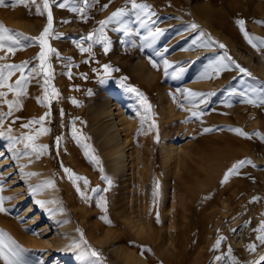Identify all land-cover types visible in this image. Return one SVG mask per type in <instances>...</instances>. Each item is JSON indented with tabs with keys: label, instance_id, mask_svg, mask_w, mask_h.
Returning <instances> with one entry per match:
<instances>
[{
	"label": "rangeland",
	"instance_id": "rangeland-1",
	"mask_svg": "<svg viewBox=\"0 0 264 264\" xmlns=\"http://www.w3.org/2000/svg\"><path fill=\"white\" fill-rule=\"evenodd\" d=\"M40 2L42 6V0ZM59 2L62 0H57V3ZM137 2L151 5L156 13V16L152 17L155 24L151 27L161 29L162 35L151 47H144L143 37L147 35V28L140 27L138 22L132 20L129 24L130 30L125 35L113 31V28L119 25L112 24L105 32L112 42L110 51L104 54L102 46L97 44L93 47L94 55L90 56L88 53H81L74 41L92 32L99 26V21L105 20L112 12L125 6L126 0H95L94 4L85 8L88 13L86 20L81 19V13L70 11L71 5L69 8L61 9L49 0L54 32L63 34L61 39H50L49 42L59 51L61 57L71 59H58L55 55L50 59L54 70L51 85L58 89L60 96L52 101L51 117L44 124L51 131L35 141L37 144L48 145V152L39 159L33 155L13 160L9 151V141L0 139V152L3 153L0 155V186L3 188L0 196L6 198L3 207L9 210L7 213H0V230L28 250L25 256L33 264L40 260H43L44 264H94L95 258L81 259L77 254L78 250L52 252L50 247L40 242L41 232L36 229L39 228V222L30 223V213H25L22 207L23 204L26 206L32 204L34 197L39 198V194H32L30 189H27L32 183L29 179H24V175L28 166L40 167L48 170L50 176L56 179L58 204L60 206L62 204L65 209L62 215L73 220L75 231L77 228L83 231L87 244L100 253L101 264H131L126 260L124 249L127 246L145 264H229L227 258L229 247L240 264L255 260L257 255L264 251V245L259 244L256 239L258 233L254 231L261 221H264V142L255 136L251 139L243 138L230 129L240 128L246 133L259 131L264 134V106L254 107L241 103L238 95L229 98L228 93L233 90L239 92L247 85L254 87L264 85V69L261 68L264 66V48L260 51L253 48L245 40L236 23L237 20H244L246 31L264 39V24L256 22L264 21L257 8L258 5L264 4V0H137ZM105 4L108 5L106 9L103 8ZM76 5L85 7L82 0H76ZM203 6L213 10L210 17L203 16L206 14ZM128 7L130 8V4ZM0 23L27 36H38L47 24V13L42 16L35 15L34 5L31 7V14L29 9L23 6L0 7ZM193 23L198 25V28L195 31L186 30ZM212 26L219 34L211 31ZM199 32L225 45V48L213 46L183 50L188 48L192 38ZM84 46L87 47V43ZM165 48L169 51L164 58L185 68V72L178 79L165 78L163 65L157 69L149 62V57L161 60V57L155 56V52H163ZM39 51L38 45L18 49L15 55L9 54L7 59L0 60V64L31 61L30 69L39 63L33 59ZM225 52L235 64L247 69L252 74L251 77L244 76L235 65H231L229 70L222 72L218 78L199 79L209 60ZM4 55L5 52L0 51V56ZM140 60L146 64V70L139 68ZM104 64H109L118 71H112L111 75L105 76L102 67ZM27 71L28 69L25 70V74ZM67 72L71 73V78L65 74ZM82 74H86L87 79ZM19 76L18 72L12 75L9 83H14ZM102 78L105 80L103 84L100 83ZM241 80L246 81V85L241 84ZM122 84L139 89L152 105V118L146 120L143 127L140 117L144 115V109L135 93L128 92ZM185 89L216 93L215 96L206 97L208 100L206 105L199 104V98L192 101L199 104V109L204 112L202 116L192 117L190 111L192 103L184 99ZM89 90L93 93L91 96L87 95ZM0 91L7 92V100L16 98L15 94L8 92L7 89ZM27 92L26 96L20 98L22 108L19 111L14 110L12 116L5 118L0 131H7L11 126L13 135L20 136L22 133L32 134L40 127L36 124L32 125L31 129L21 127L30 119H38L48 111L38 103L37 97H42L43 91L35 82L29 85ZM73 98L79 102V106L72 103ZM108 100L132 108L130 112L135 118V127L129 136L131 144L137 145L141 156V177L139 176L138 180L141 181L139 182L141 186L149 184L150 181L153 184L159 182L157 194L159 209L164 193L166 146L172 139L182 146V152L186 154L183 157L185 164L182 171H176L175 176L182 175L181 182L189 180L191 183H184L183 188L180 185L177 187L176 192L180 200L176 205L178 209L184 207V213L187 212V207L191 208L189 228H184L185 231L180 228L179 232L171 230L164 235L161 229V232L155 233H158V237L154 235L156 236L154 240L157 241L152 242L150 239H139L125 226L121 229L122 236H118L117 225L112 223L109 225L101 219L106 215L109 220L123 221L124 216L120 214L131 204L132 183L137 180L132 169L125 171V175L124 172L111 174L99 149L98 139L93 135L96 124L105 123L106 116L101 115L95 124L88 118L90 110L92 107L94 110L98 109ZM229 103L231 106H227ZM7 111L8 106L0 101V112ZM153 120L158 126L159 142L156 140V129L149 131V125ZM73 123L82 143L91 145L88 156L73 137ZM205 128L212 130L204 132ZM56 137H62L59 148L55 144ZM85 137L87 139H84ZM16 147L23 149V144ZM90 156L97 157L99 163L92 162ZM242 159H250L256 166L247 165L241 168L238 175L230 176L229 180L221 185L225 172ZM64 168L71 169L77 176L86 177L90 181L88 189H85L82 180L77 181L81 189L88 191L92 197L90 201L85 202L81 199L73 181L65 174ZM100 168H103V173ZM14 174H20L22 178L11 182ZM102 175L107 176L112 183L103 180ZM17 185L24 186L15 191L14 187ZM96 187L101 191L91 193L90 189ZM185 190L187 196L191 195L190 202L186 201L188 198L185 193H181ZM22 194L24 199L19 204L15 197ZM101 197L107 201L106 213L98 203ZM253 197L258 199L253 201ZM46 206L42 208L47 209ZM39 208L40 206H35L30 212L35 213ZM195 208L196 211H193ZM59 217L61 216L55 218L56 226L59 225ZM184 220L186 221L185 218ZM184 220L177 223L179 227ZM201 220L207 222L205 230L199 226ZM249 221L250 223H246ZM94 222L103 225V229L95 230L96 227L93 229L92 227L97 226ZM111 230L114 233L111 234ZM33 231L38 235H33ZM61 231L65 232L63 229ZM76 233L80 236L77 231ZM220 236L226 239L222 241L219 250H214L213 246ZM253 243L257 245L255 251H248L247 246ZM142 247L150 251L141 254ZM45 252H50L51 259L44 258ZM217 255H224L225 260L214 261ZM61 256L66 258L61 260ZM54 257H59L60 261L54 262L52 260ZM0 264H4V261L0 260Z\"/></svg>",
	"mask_w": 264,
	"mask_h": 264
},
{
	"label": "snow or ice",
	"instance_id": "snow-or-ice-1",
	"mask_svg": "<svg viewBox=\"0 0 264 264\" xmlns=\"http://www.w3.org/2000/svg\"><path fill=\"white\" fill-rule=\"evenodd\" d=\"M95 0H82V3L85 7H78L76 5V0H62V2L57 3V0H52V3L57 4V6L61 9L69 8L72 12L81 13V19L86 20L88 18V13L85 11V8L90 4H94ZM130 4V8L128 5ZM35 6V15L42 16L47 13V24L40 32L38 36H27L23 32H19L13 29L7 28L5 25L0 23V51H4L5 55L0 56V60L7 59L8 55H15L18 49H26L33 45H38L40 48L39 53L33 58L39 61L38 64L33 65L29 69V64L31 61H23L19 64L16 63H5L0 64V89H7L8 92H12L15 94V99L7 100V92L0 91V101L8 106V111L0 112V126L3 125L6 117H10L13 115V111H19L22 108L21 97H24L28 94L27 89L29 85L33 82L40 87L43 91L42 97H37L38 103L48 109L44 113V115L40 116L38 119L33 118L30 119L27 123L22 124V128L31 129V126L36 124L40 125L38 129H35L32 134L22 133L20 136L13 135V130L11 126L8 127L7 131H0V139H6L9 141V151L11 152V158L13 160L20 159L24 156L31 157L33 155L36 156L37 159L40 156L44 155L48 152L49 146L46 144H37L35 141L41 135L48 134L51 129L45 127V121L51 117V103L53 100L58 99L60 93L58 89L51 85L52 80L54 79V70L52 68L50 59L52 55H55L58 59H67L60 56V53L57 49L53 48L50 44V39H61L63 34L55 33L53 26V14L51 11V6L49 0H42V6L40 0H0V7H11L16 8L18 6H23L29 9L31 14V7ZM108 5H103V8H107ZM156 16V13L152 10L151 5L147 3H138L137 0H126L125 6L118 8L116 11L112 12L110 16H108L105 20H101L98 22L99 26L95 28L92 32L88 33L85 36H81L77 38L74 43L76 47L79 49L81 53H88L90 56L94 55L93 47L94 45H101L104 54H107L110 49L112 42L106 36L105 32L109 25L116 24L119 27H114L113 31L122 32L125 35L129 32V24L132 20L138 22L140 27L147 28V35L143 37L144 47H151L153 42L162 35V30L159 28H152L151 25L155 24V21L152 20V17ZM257 23L264 24V21H256ZM236 23L239 25L241 32L244 35L245 40L257 51H260L264 48V39L260 37H256L251 35L248 31L245 30V21L240 19L237 20ZM198 28V25L191 24L187 27L186 30L195 31ZM85 43H87V47H85ZM213 46H218L219 48H225V45L219 44L214 41L210 36L206 35L203 32H199L194 38H192L188 48L183 50H194L196 48H210ZM168 49L165 48L163 52L157 51L155 52V56L161 57V60L157 61L152 57H149V62L152 64L154 68L159 69L161 64L163 65V74L165 78L171 77L172 79H178L185 72V68L178 65L170 63L166 58H164L165 54L168 53ZM87 62V61H86ZM231 65H235V68L242 73L244 76L251 77V73L247 71V69L241 67L239 64H235V61L231 59L225 52L223 55H218L209 60L208 64L204 68V70L200 73L199 79H212L214 77H219V75L229 70ZM71 65H68L70 67ZM105 76L111 75L112 71H118V69H113L111 65L104 64L103 66ZM28 69L27 74H25V70ZM96 71V69H93ZM20 73L19 78L14 83H9V80L12 75L15 73ZM71 78V73H65ZM85 79H87L86 74H82ZM42 80V82H41ZM105 80L102 78L100 83H104ZM246 81L241 80V84L246 85ZM122 86L127 88V91L130 93H135L138 97L141 106L144 109V115L140 117L141 126L146 120L152 118V105L148 102L147 97L142 93L139 89L131 86ZM51 87V91L49 88ZM93 93L91 90L88 91L87 95L91 96ZM184 99L192 103L195 99L199 98V104H207L208 100L206 97L215 96L216 93H203L196 92L190 89L183 90ZM234 95H238L241 99V103H247L254 107H262L264 106V85L259 87H254L251 85H247L242 88L239 92L233 90L228 93L229 98ZM175 99V97H174ZM72 103L79 106V102L74 98L72 99ZM199 104L192 103V108L190 109L192 117H200L204 114L203 110L199 109ZM227 106H231L229 103ZM61 115L63 116V110H61ZM19 119V117H17ZM78 119V118H77ZM15 123V120H13ZM156 129L157 136L156 140L159 142V131L158 126L153 120L152 124L149 125V131ZM212 129L205 128L204 132L211 131ZM230 131L235 132L243 138L251 139L253 136L259 138L260 141L264 142V134H261L259 131H255L253 133H246L240 128H233ZM73 137L76 139L78 144L85 149V155H89V150H91V145L83 144L81 141V137L78 135V130L75 128L73 123ZM62 137L55 138V144L57 148H59ZM84 139H87L86 137ZM18 144H23V149H19L16 147ZM94 151V150H92ZM0 155H3L0 152ZM92 162L99 163V160L95 156L89 157ZM252 165L255 167L256 165L250 159H242L234 163L224 174L223 179L221 180V185L226 183L230 176L238 175L241 168ZM101 173H103V168H100ZM64 172L68 175L69 179L73 181V184L76 188L77 193L80 195L81 199L85 202H88L92 199V197L88 194V191L82 190L79 183L77 181L82 180L85 186V189H88L90 181L86 177L77 176L72 172L71 169L64 168ZM27 176H34L37 173H26ZM103 180H107L109 184H111V180L108 179L107 176L102 175ZM55 186V181L49 179L45 180L42 183L36 185H30V191L32 194H38L42 190ZM159 183L156 182V190L153 192V196L156 197L158 194ZM3 191L2 186H0V192ZM91 193L95 194L101 191L99 187L91 188ZM106 191V189H105ZM5 197L0 196V213H7L9 210L3 207ZM10 199V198H7ZM258 198L253 197V201H256ZM41 206H45L48 204H56L58 201L53 200H41L37 201ZM99 205L103 208L104 212H107V201L104 197H101L98 201ZM155 203V200H154ZM49 213L55 216L57 213H63L65 209L62 204L58 208H50L48 209ZM102 220L105 223L111 224V221L108 217L102 216ZM68 221H60L59 223H67ZM157 223H159V213L157 212ZM246 223H250L246 222ZM76 231L80 234L79 240L73 239L68 248L71 250H78L77 254L81 259H94V264H101L102 258L100 253L93 249L90 245L87 244V241L84 238V233L81 229L77 228ZM235 232L236 229H233ZM255 232L258 233L256 239L259 241V244L264 245V221H261L259 226L254 229ZM33 235H38L36 232H32ZM226 238L220 236L217 238L215 245L213 246L214 250H219L222 241ZM257 245L255 243L249 244L247 246L248 251L254 252ZM27 249L22 248L17 242L3 230H0V260L4 261V264H33V262L26 258L25 253ZM144 251H150V249L141 248V254ZM227 258L229 264H240L239 261L232 255V249L229 247L227 252ZM225 260L224 255H217L214 257V261H223ZM260 261H264V256L260 257ZM37 264H44L43 260L37 262ZM254 264H260L259 261L254 262Z\"/></svg>",
	"mask_w": 264,
	"mask_h": 264
},
{
	"label": "bare ground",
	"instance_id": "bare-ground-1",
	"mask_svg": "<svg viewBox=\"0 0 264 264\" xmlns=\"http://www.w3.org/2000/svg\"><path fill=\"white\" fill-rule=\"evenodd\" d=\"M257 8L259 10L260 16L264 18V4L258 5ZM202 9L206 13L203 16L210 17V15H212L213 13V10L208 6L206 7L203 6ZM212 28H213V30H211L212 32H216V34H219L217 33L218 31L216 30V28H214V26H212ZM139 64H140L139 67L140 69L141 68L142 70L147 69L146 64H144L142 60L139 61ZM261 68L264 69V66H261ZM130 111H132L131 107H126L125 105H122L114 100H108L105 104L101 105V107H99L96 110H94L92 107L88 115V118L96 124L101 115L106 116L105 123L96 124V126L94 127L93 135L96 139H98L99 149L103 153V156L105 157L106 167L111 172V174L124 172L125 175V171L132 169L134 174H136L137 176V180L134 183H132L133 187L131 190L132 192L131 204L126 209H124L122 213L120 212L121 213L120 216H124L123 221L116 222L110 219L111 223L117 225L118 227L117 231L119 229V233H117L118 236H122L123 231L121 229L122 226L123 227L125 226L127 229L130 230V232H133L134 235L139 239H144V240L150 239L153 242V241H157L156 239L154 240V237H156L158 233L161 232V229L163 230L162 234L166 235V232H171V230L178 231V229L181 228L182 231H185L186 228H189L188 221L190 220V215L192 213L191 208L190 206L187 207L186 213H184L185 210L184 207L181 209L177 208L176 203L180 200V198L176 190L178 189L177 187L179 185L183 188L184 183L190 184L191 182L189 180L181 182L180 178L182 175H180L179 177L177 175L175 176L177 170H181V171L183 170L185 164L183 157L186 154L182 152L181 149L182 146H180L176 142V140L172 139L167 144L164 155L165 164H166L165 177L163 180L164 193L161 202V209H159L158 199H157L158 197L153 196V192L154 190H156V183L153 184L150 181L149 184H144V185L142 184L141 186L140 185L141 181L138 180L139 176L141 175V162H140L141 156L137 145L136 144L132 145L130 142L129 134L130 131L133 129V127H135V118L132 115V112ZM261 164H263V162ZM27 173H37V175L34 176L24 175V179L26 178L29 179L33 186L49 179L55 181V186L46 188L42 190L40 193H38L39 198L34 197L32 204H27V206L26 204L22 205V207L24 208L23 209L24 212L30 213L31 216L30 223L39 222L38 223L39 228L36 229H38L39 232H41L40 242L44 246L46 245L50 247L52 252L54 250L55 251L71 250L68 248V245L71 244L73 239L79 240V235H77L76 231L74 230L75 224L73 220L62 215L64 212L57 213L55 216L49 213L48 209L60 207V205L58 204L59 202L56 204H48L46 206L47 209H43L42 206L37 203V201H41V200L55 199L56 201H58L56 179L53 176H50L48 170H44L40 167L34 168L28 166ZM126 175H128V173H126ZM20 178H22L20 174H16V175L14 174V176L10 181L16 182ZM23 186L24 185H17L16 187H14V189L15 191H19L20 189L23 188ZM128 187H130V185ZM28 188L29 187H27V189ZM185 191L183 192L181 191V193L182 194L185 193L186 198H188L186 201L190 202L192 199L191 195L187 196L186 194L187 191L186 192ZM23 199H24L23 194L15 197V201L18 202L19 204L22 203ZM35 206H40L39 211L35 213H31L30 211ZM192 210L196 211V208ZM157 212L159 213V223H157ZM58 216H61L59 217V222L60 221H68V222L59 223V225L56 226L55 218H57ZM184 218L186 219V221L184 220ZM181 220L184 221L182 223V226L179 227L177 223L182 222ZM94 224H96L97 226L92 227L93 229L95 227H96L95 230H97V228L99 230L103 229V225H101L100 223L97 224L94 222ZM91 225H93V223H91ZM206 225L207 222H204L202 220L200 221L199 226L201 229L205 230ZM62 229L65 230V232H62L61 231ZM156 232L158 233L155 234ZM110 233L112 234L114 233V231L111 230ZM124 250L126 252V260L129 261L131 264H145L144 262L141 261V258L139 256L134 254V252L129 249L128 246ZM45 253H44L45 256L43 255L44 258L47 260L51 259L49 257L50 252H47L46 254ZM261 256H264V251L259 255H257L255 260L253 259L244 264H254V262L256 261H259L260 264H264V261H260ZM65 258L66 257H62L61 260ZM52 260H54V262L60 261L59 257H54ZM66 261L67 260H65V262ZM51 262L53 261H50V263Z\"/></svg>",
	"mask_w": 264,
	"mask_h": 264
}]
</instances>
